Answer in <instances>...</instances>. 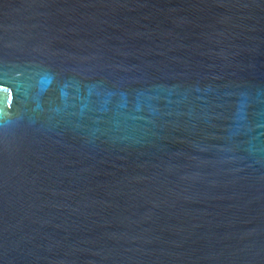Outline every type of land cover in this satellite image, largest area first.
<instances>
[{"label":"water","instance_id":"obj_1","mask_svg":"<svg viewBox=\"0 0 264 264\" xmlns=\"http://www.w3.org/2000/svg\"><path fill=\"white\" fill-rule=\"evenodd\" d=\"M0 264H264V0H0Z\"/></svg>","mask_w":264,"mask_h":264}]
</instances>
